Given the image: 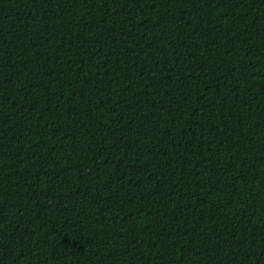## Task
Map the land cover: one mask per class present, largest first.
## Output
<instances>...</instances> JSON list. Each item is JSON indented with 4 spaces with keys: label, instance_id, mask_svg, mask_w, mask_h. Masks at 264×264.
<instances>
[{
    "label": "trees",
    "instance_id": "obj_1",
    "mask_svg": "<svg viewBox=\"0 0 264 264\" xmlns=\"http://www.w3.org/2000/svg\"><path fill=\"white\" fill-rule=\"evenodd\" d=\"M0 264H264V0H0Z\"/></svg>",
    "mask_w": 264,
    "mask_h": 264
}]
</instances>
